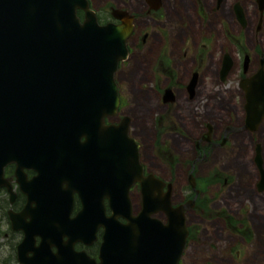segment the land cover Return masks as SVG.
<instances>
[{
  "label": "water",
  "instance_id": "95a60500",
  "mask_svg": "<svg viewBox=\"0 0 264 264\" xmlns=\"http://www.w3.org/2000/svg\"><path fill=\"white\" fill-rule=\"evenodd\" d=\"M112 13L121 23L103 26L88 0H0V185L6 184V167L15 163L29 201L22 213L10 212L13 229L24 236L17 246L20 264H180L184 256L185 211L195 207L199 194L193 175L195 199L172 206V184L144 173L140 146L129 136L131 118L106 124L121 106L115 75L129 60L134 28L128 12ZM225 68L226 73L230 65ZM257 78L247 105L244 130L249 132L264 119V68ZM174 99L167 88L163 103ZM260 104L261 109L253 106ZM208 128L204 139L213 143V126ZM256 163L258 190L264 192L260 145ZM25 168L37 171L33 181ZM137 183L138 214L130 196ZM74 195L82 207L72 217ZM100 229L97 261L75 246L93 245Z\"/></svg>",
  "mask_w": 264,
  "mask_h": 264
},
{
  "label": "rangeland",
  "instance_id": "374dc122",
  "mask_svg": "<svg viewBox=\"0 0 264 264\" xmlns=\"http://www.w3.org/2000/svg\"><path fill=\"white\" fill-rule=\"evenodd\" d=\"M109 1L133 11L137 15V31L141 30L143 0H126V5L121 0ZM211 3L212 0H163V18L158 17L161 23L147 19L148 31L157 46L145 49L136 45L134 39L131 41L134 51L130 60L120 65L116 74L125 102L122 114L131 117V135L141 145V161L172 183L174 202L189 200L191 174L202 191L201 209L186 212L192 235L181 263L264 264V192L258 190L262 179L256 163V147L260 145L264 167V124L255 132L244 130V99L226 93L216 98V82L210 74L197 86L194 101H188L181 86L174 88L177 104L168 110L161 100L167 79L154 69L159 55L168 51L174 59L173 68L183 78L186 60L182 53L189 48L190 64L199 67L202 73L210 70L208 57L201 66L195 64V50L200 45L225 43L224 17L231 13L226 6L217 16L212 15ZM159 39H163V45ZM216 84L224 91L229 89ZM224 91L219 90L218 94ZM205 123L213 126L216 137L228 139L205 160L192 163L195 143L207 132ZM227 127L232 130L227 131ZM170 155L175 161L166 160ZM132 196L138 210L141 203L138 189ZM231 220L235 227L229 226ZM4 243L5 239L0 237V264H8L10 254Z\"/></svg>",
  "mask_w": 264,
  "mask_h": 264
},
{
  "label": "flooded vegetation",
  "instance_id": "af4514ba",
  "mask_svg": "<svg viewBox=\"0 0 264 264\" xmlns=\"http://www.w3.org/2000/svg\"><path fill=\"white\" fill-rule=\"evenodd\" d=\"M101 3H96L94 0H89L91 9L97 14L98 22L100 25L106 26L108 23L120 24L121 21L116 19L113 16V9H120L121 11L128 12L129 16L133 19V31L130 40L128 41V47L130 50V56L134 51V46H132L131 41L134 42L138 46H143L145 49L150 48L153 49L156 47V42L151 38V34L148 31L147 19L151 22L161 23L159 18H163V0H143L144 7L141 10V18L142 19V27L140 31L137 26V15L128 10L126 6H120L118 4L110 3L109 0H99ZM125 5L127 4L126 0H121ZM129 1V0H128ZM211 1V0H210ZM159 2V4H158ZM264 2V0H263ZM262 0H212L210 4L211 14L217 16L218 13L224 10V7L228 6L231 9V13L228 16H225L226 24L223 28L225 32L224 44L219 46L214 43L211 45H200L195 50L196 58L195 64L201 66L203 62L208 57V62L210 66V70L208 72L202 73L199 67H196L193 64H190L189 48L184 50L182 56L185 57V67L186 73L184 77H180L177 74L175 68H173L174 59L171 56L170 52L166 51L163 54L159 55V59L155 62L154 69L160 76L165 77L167 82L163 83V91L170 88L172 91L174 88L181 86L188 95V101H194L196 99V88L199 84H202V81L205 82L208 75H211V78H214L216 83L221 86H226L229 89L223 90L220 86L215 83V89L217 91L218 98L220 95H224L225 93L228 95L236 96L240 95L242 99H244L243 111H245V118L248 115L247 105L250 101L249 97L253 91H256V87L254 86L255 79L259 81L257 75H259L262 68H264V4L261 5ZM157 7V9H155ZM80 13L84 14L80 11ZM137 36V38H135ZM160 44H164L163 39H159ZM178 52L181 54L180 48H178ZM179 63L183 64V59H178ZM226 63L230 65V69L225 73ZM125 62L121 63L124 65ZM197 78V84L195 87L194 94H191L188 89L192 81ZM161 78V77H160ZM116 80V78H115ZM161 80H159L160 82ZM118 83V82H117ZM224 91L218 94V92ZM163 92V94H164ZM175 94V91H174ZM161 100L163 103V95L161 96ZM124 99L121 95V107L118 110L116 116L111 119L106 120V124L111 125H119L122 118L128 117L122 114V109L125 108ZM177 104V97L173 103H168L163 105L169 110L170 106ZM254 107H259L260 105H253ZM199 107V105H198ZM131 118V117H130ZM132 122V121H131ZM264 124V120L262 122ZM261 124V125H262ZM209 123L203 124L204 127L207 128L208 132ZM131 126V123H130ZM261 127V126H260ZM227 130H232L231 127H227ZM202 134L201 138L197 139L195 143L196 153H195V161H191L192 163H197L200 160H205L209 154L218 148H213V144L217 145L222 142L223 139H219L214 135V129L212 131V142L210 143L204 137L206 133ZM130 136H132L130 134ZM133 137V136H132ZM134 138V137H133ZM138 143L139 140L135 138ZM84 140V139H83ZM140 144V143H139ZM141 148V145H140ZM258 148V145L256 149ZM193 159V160H194ZM197 159V160H196ZM166 160L175 161L171 158V155L166 158ZM141 161V160H140ZM145 175L153 174L156 178L162 179L167 185H171L172 183L169 180H166L159 176L157 173L152 172L149 167L145 165L143 161H141ZM178 164V163H177ZM179 165V164H178ZM17 165L15 163L9 164L4 171V179L6 184L0 185V237L5 239V243L3 244L6 247V241L9 238L15 240V243L18 244L23 240L22 232L15 231L12 228L10 223V212L20 214L28 205V196L27 194L21 190L20 185L18 183V178L16 176ZM25 177L28 181H33L34 178L38 175L37 171L32 168L24 169ZM138 191L140 193V186L137 185ZM167 187L165 188V190ZM15 195L16 198L14 202H10L11 196ZM173 185H172V203L173 206H179L186 202V198L181 203H176L173 200ZM201 194L196 198V203H199ZM74 207L73 212L71 214L74 217L82 207V201L78 198L77 195H74ZM108 201H106V205ZM35 204L33 205V207ZM7 209V210H6ZM108 209V208H107ZM107 213L110 214V210H107ZM57 221V220H56ZM13 235H18L20 239H14ZM103 230L98 231L97 240L93 242L91 246H85L84 244H76L75 248L77 251L85 250L86 253L96 258L97 261H100V250L103 243ZM39 241V239H38ZM17 246V245H16ZM54 252H57V249L54 248ZM16 257V256H15ZM8 264L10 261L8 260Z\"/></svg>",
  "mask_w": 264,
  "mask_h": 264
},
{
  "label": "trees",
  "instance_id": "16d2710c",
  "mask_svg": "<svg viewBox=\"0 0 264 264\" xmlns=\"http://www.w3.org/2000/svg\"><path fill=\"white\" fill-rule=\"evenodd\" d=\"M201 204H202L201 201H199V203H198L199 206L197 207V209H201V206H202ZM229 226L235 227V224L232 220H231V224L229 223ZM12 242H13V239L9 238L7 240V243H6V246L10 249V254H9L8 260L10 261V264H18L17 259H15V250L14 249H16V247L14 246V244L12 245ZM15 245H16V243H15Z\"/></svg>",
  "mask_w": 264,
  "mask_h": 264
}]
</instances>
